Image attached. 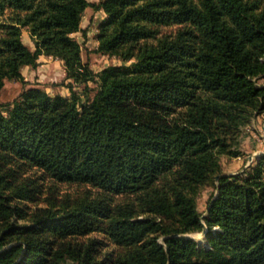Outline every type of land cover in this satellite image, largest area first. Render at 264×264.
<instances>
[{
  "label": "trees",
  "instance_id": "16d2710c",
  "mask_svg": "<svg viewBox=\"0 0 264 264\" xmlns=\"http://www.w3.org/2000/svg\"><path fill=\"white\" fill-rule=\"evenodd\" d=\"M88 7L106 15L94 52L121 65L95 73L82 60L72 35ZM5 11L0 89L29 84L22 68L44 55L62 63L70 94L31 85L0 104V264H264V154L243 174L219 178L206 246L176 236L202 229L199 188L220 173L221 155H236L242 127L264 109V86L254 81L264 75V0H0ZM30 170L106 195L50 200L29 224L13 225L21 211L13 199L38 193L24 176ZM118 194L133 203L111 206ZM94 231L104 240L63 242ZM105 241L118 250L103 255Z\"/></svg>",
  "mask_w": 264,
  "mask_h": 264
},
{
  "label": "rangeland",
  "instance_id": "374dc122",
  "mask_svg": "<svg viewBox=\"0 0 264 264\" xmlns=\"http://www.w3.org/2000/svg\"><path fill=\"white\" fill-rule=\"evenodd\" d=\"M89 2H97L98 0H88ZM9 15V11H5L3 16H0V21L5 19ZM106 18L105 13L102 10H94L88 7L81 20L82 31L73 34L72 36L81 44V55L82 60L87 62L92 70L97 73L108 66H118L122 64V61L116 57H109L107 55H102L94 52L97 46L96 34L98 31V26L102 20ZM176 25L162 27L163 32H173L176 29ZM23 42L29 46L31 49L34 48L33 40L27 29L22 32ZM261 61H264V56L260 57ZM132 60L127 61L125 66H130ZM39 70L36 68L34 71L24 72V78L29 83L25 86L21 85L19 82L6 81L4 86L0 89V104L10 103L14 98H16L22 91L23 88L36 85L45 89L49 94H61L63 96H69L70 91L67 87V83L70 79H66L65 72L62 63L54 58H46L45 60L38 61ZM254 81L258 86H264V75H257L254 77ZM89 91L90 97L94 94L95 88L98 85V78L94 81H89L86 83ZM75 90L78 92H83L85 84H74ZM238 145L232 147L237 153L236 155L223 154L219 157L220 173L212 179L211 182L202 185L199 188L198 194L196 196L197 209L200 214V223L204 224V218L208 214V208L211 201L218 195L219 178L220 177H230L238 174H243L249 169L250 166H254L256 160L264 154V109H258L254 111L249 121L242 127L241 133L238 135ZM24 176L35 179V184H37L36 189L38 193L34 199H18L14 198L12 204H16L20 207L21 211L19 213L20 217L13 215L10 218L13 225H26L29 224V219L34 212L46 208L50 200L63 201L65 199L74 200L80 196L96 197L101 198L106 194L102 193L98 189L85 185V184H67V183H55L48 178H40V174L34 170H30L24 174ZM26 181V180H25ZM133 196L130 195H113L110 197L111 206L116 207L117 205L123 206L126 203H133ZM136 206L135 204H133ZM136 210V209H135ZM137 218H149L151 215L149 213H136ZM160 218H156L159 220ZM165 220V219H164ZM168 220V221H167ZM165 223H172L173 218L169 221V218ZM175 222V221H174ZM217 229V227H214ZM204 230V225L202 229H196L193 231L176 234V236H183L187 238L196 239L198 234H202ZM207 233V227H206ZM203 235L202 240L198 241L201 245L206 246L205 235ZM150 235L149 238H152ZM166 235H160L157 237V242L161 245H165ZM90 239H103V235L99 232H89L85 235H73L66 238L63 242L66 245L82 246L85 245ZM104 240V239H103ZM19 243L18 241H13L8 244L5 248L10 245ZM105 246L101 249V253L108 254L110 252L118 250V248L111 242L105 241ZM63 264H77V262L67 259Z\"/></svg>",
  "mask_w": 264,
  "mask_h": 264
},
{
  "label": "crops",
  "instance_id": "0c3cea01",
  "mask_svg": "<svg viewBox=\"0 0 264 264\" xmlns=\"http://www.w3.org/2000/svg\"><path fill=\"white\" fill-rule=\"evenodd\" d=\"M49 56H44V55H41V56H39V59H38V61H43V60H45L46 58H48ZM51 58V57H50ZM61 63V62H60ZM36 69H37V71L39 70V67L37 66L36 67ZM34 71L35 69H33L32 67H30V66H25L24 68H22V70H21V72H22V74H23V76H24V72H26V71ZM26 80V79H25Z\"/></svg>",
  "mask_w": 264,
  "mask_h": 264
},
{
  "label": "bare ground",
  "instance_id": "6f19581e",
  "mask_svg": "<svg viewBox=\"0 0 264 264\" xmlns=\"http://www.w3.org/2000/svg\"><path fill=\"white\" fill-rule=\"evenodd\" d=\"M198 241H203L202 238H203V235L202 234H198L196 237H195ZM195 239V240H196Z\"/></svg>",
  "mask_w": 264,
  "mask_h": 264
},
{
  "label": "water",
  "instance_id": "95a60500",
  "mask_svg": "<svg viewBox=\"0 0 264 264\" xmlns=\"http://www.w3.org/2000/svg\"><path fill=\"white\" fill-rule=\"evenodd\" d=\"M206 233V226L204 225L203 235Z\"/></svg>",
  "mask_w": 264,
  "mask_h": 264
}]
</instances>
